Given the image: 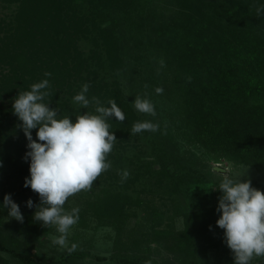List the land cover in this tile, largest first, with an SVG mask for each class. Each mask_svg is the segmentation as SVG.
Returning a JSON list of instances; mask_svg holds the SVG:
<instances>
[{"label": "trees", "instance_id": "16d2710c", "mask_svg": "<svg viewBox=\"0 0 264 264\" xmlns=\"http://www.w3.org/2000/svg\"><path fill=\"white\" fill-rule=\"evenodd\" d=\"M260 5L264 0H0V6L15 8L9 17H0V111L7 108L0 115L1 153L14 151L20 157L30 151L13 110L19 92L47 79L51 95L44 102L57 110L58 119L68 116L75 122L77 115L96 114L95 104L84 109L73 100L89 83V100L95 96L110 106L107 102L114 99L126 117L122 123L115 117L109 120L117 141L107 156L111 167L100 176L108 174L118 182L117 173L125 170L136 177L146 168L152 171L153 162L138 164L139 156H125L135 139L131 129L136 120L122 87L126 81L144 90V85L161 83L181 109V124L193 142L209 156L251 165L264 174V14H256ZM141 72L147 75L139 78ZM37 131L32 130L34 140ZM167 158L161 170L173 162ZM99 192L97 211L112 216L118 230L134 216L126 206L142 203L126 201L127 196L110 188ZM157 213L154 208L156 224L162 221ZM183 215V231L154 226L132 241L131 254L109 260L159 264L149 253L151 244L160 243L173 254L167 264L207 261L211 235L223 232L217 231V208H196ZM38 234L35 231L32 240L0 237V264H11L2 253L22 264H71L91 256L74 251L41 256L31 244ZM255 261L264 264V257Z\"/></svg>", "mask_w": 264, "mask_h": 264}, {"label": "rangeland", "instance_id": "374dc122", "mask_svg": "<svg viewBox=\"0 0 264 264\" xmlns=\"http://www.w3.org/2000/svg\"><path fill=\"white\" fill-rule=\"evenodd\" d=\"M14 9L13 6L11 10L0 6V17H9ZM83 45L89 47L86 43ZM146 75L141 72L138 77ZM157 87L163 88L162 94L156 93ZM122 88L125 100L135 114L133 119L136 121L133 122L149 121L159 125L156 131L145 130L134 134L135 139H131V146L125 156L134 159L139 156L138 164L151 161L154 163V170L148 171L146 168L138 177L132 170H128L129 175L124 180L121 178L122 174L117 173L118 182L108 174H103L93 183L90 191L82 190L70 197L64 208L66 211L79 208V219L69 230L66 246L61 247L53 243V239L60 235L56 227L48 226V232L42 231L45 226L34 219V213L41 201L39 195L30 187H24L25 179L30 178V158L25 159L26 154L23 152L20 157L14 151L9 154L1 153L0 144V237L14 236L32 240L36 231L39 232L38 238L31 244L34 245V251L41 256L60 257L75 244L77 247L74 252L88 253L91 256L74 259L71 264H121L109 260L110 257L131 254L132 241L140 238L142 233L149 232L154 226L183 231L184 213L196 208H218L219 198L223 194L218 189L222 175L214 173L215 167L225 169L234 180H250L252 187L264 192V174H260L253 166L209 156L203 147L191 140L189 131L181 124V109L170 101L161 83L150 84L144 90L138 85L131 87L126 81ZM145 93L146 98L154 105L155 116L140 113L134 108L135 97L139 95L145 98ZM6 109L2 107L0 115ZM168 156L173 157V162L165 170H161ZM107 188L127 196L126 201L142 200L140 206H126L134 216L122 221L123 225L119 230L115 228L112 216L99 215L97 211L95 196L100 193V189ZM6 194H10L19 206L23 222L8 215V209L4 207ZM29 199L33 202L32 208L27 207ZM154 208L158 210V215H162L161 222L155 220L157 224L154 223ZM218 214L221 215L219 212ZM220 229L218 227L217 231L220 232ZM221 230L223 232L220 234L215 232L211 235L207 261L201 264H234L233 254L224 239V230ZM149 255L159 264H167L168 260L173 259V254L160 243L151 244ZM2 256L11 264H22L9 254L2 253ZM92 256L106 257L108 260L99 261ZM255 259L251 264H255Z\"/></svg>", "mask_w": 264, "mask_h": 264}, {"label": "clouds", "instance_id": "9594fccd", "mask_svg": "<svg viewBox=\"0 0 264 264\" xmlns=\"http://www.w3.org/2000/svg\"><path fill=\"white\" fill-rule=\"evenodd\" d=\"M257 17L264 14V5L256 8ZM163 66V61H161ZM44 75L51 76L50 72ZM148 86L145 85V88ZM47 79L31 85V90L19 92L13 103L14 114L22 121V130L30 149L25 159L30 158V178L25 179L24 187L39 195L41 204L34 213V219L45 227L55 226L60 235L53 243L66 246L69 230L79 219V208L66 211V201L75 194L90 191L97 178L111 167L107 160L117 139L110 130L109 120L115 117L120 123L126 117L114 99L103 106L93 96L87 97L89 83L83 84L81 91L73 97L75 103L87 109L95 104V113L85 112L77 115L75 122L70 117L57 118V110L49 107L45 99L51 95ZM157 94L163 88L155 89ZM137 95L133 102L135 110L151 116L156 115L153 103ZM158 124L149 121L133 124L131 133L156 131ZM37 139H33L32 130ZM129 173H122V180ZM219 190L223 193L219 198L217 212L221 213L216 224L224 230V239L234 257V264H251L257 257H264V192L251 185L250 180H234L226 172H222ZM4 207L8 215L23 222L19 206L10 194L4 196ZM27 207L32 208L31 199ZM211 227V226H210ZM73 244L68 251H74ZM145 264H151L146 261Z\"/></svg>", "mask_w": 264, "mask_h": 264}, {"label": "water", "instance_id": "95a60500", "mask_svg": "<svg viewBox=\"0 0 264 264\" xmlns=\"http://www.w3.org/2000/svg\"><path fill=\"white\" fill-rule=\"evenodd\" d=\"M214 170L219 171V172H225V169H222V168H219V167H215Z\"/></svg>", "mask_w": 264, "mask_h": 264}]
</instances>
